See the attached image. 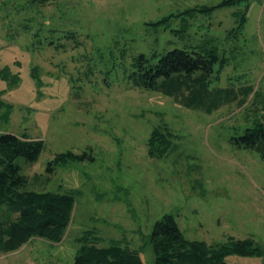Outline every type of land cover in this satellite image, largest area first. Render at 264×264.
I'll use <instances>...</instances> for the list:
<instances>
[{
  "label": "rangeland",
  "instance_id": "374dc122",
  "mask_svg": "<svg viewBox=\"0 0 264 264\" xmlns=\"http://www.w3.org/2000/svg\"><path fill=\"white\" fill-rule=\"evenodd\" d=\"M221 1L0 0V132L43 141L35 162L15 159L27 189L75 201L62 241L0 248V264H71L86 231L98 245H128L143 264H156L149 237L166 213L187 239L249 237L264 249V157L240 138L264 125V0ZM201 6L216 7L176 15ZM70 31L75 39L65 38ZM207 38L227 58L222 68L215 63L211 87H250L245 103L209 112L128 80L134 56L155 62ZM158 126L173 136L164 154L150 156ZM64 151L81 157L49 165ZM225 261L263 264L264 254Z\"/></svg>",
  "mask_w": 264,
  "mask_h": 264
},
{
  "label": "trees",
  "instance_id": "16d2710c",
  "mask_svg": "<svg viewBox=\"0 0 264 264\" xmlns=\"http://www.w3.org/2000/svg\"><path fill=\"white\" fill-rule=\"evenodd\" d=\"M238 1L240 0H222L218 6L231 5ZM37 2L46 4L50 0ZM216 6L186 9L176 15L205 12ZM166 19L168 17L151 24L158 25ZM235 32L236 29L233 27L228 33V38L229 34L235 36ZM194 35L202 37L200 32L196 34L195 31ZM65 38L75 39L76 36L70 31L66 32ZM209 40L202 39L192 45L191 49L173 48L155 62L149 61V58L140 53L132 58L127 78L133 87L170 96L189 108L210 112L223 103L235 100L245 103L251 92L250 87L242 88L239 92L233 87H211L210 76L215 63L221 60L219 67L222 68L227 58L223 55L224 52L208 46ZM172 136L166 126L154 127L147 141L148 154L150 156L164 154ZM240 138L245 141L244 147L258 150L264 157L262 123L246 129ZM238 145L241 146L240 142ZM42 148L43 141L40 139L0 132V248L5 252L19 249L33 237L54 243L60 242L71 222L75 202L73 195L27 189V178L20 173L15 162L18 156L35 162ZM80 157L81 155L72 151L60 152L52 158L49 165L64 164ZM3 212L9 217L13 213H17V216L10 220L8 217L3 218ZM77 240L79 246L71 264H143L138 251L128 245H121L115 241L107 245H98L101 239L88 231L83 232ZM149 240L156 264H226L225 259L231 254L241 256L264 254V249L249 237L243 239L230 237L226 242L210 244L187 239L179 229L174 216L169 213L156 220Z\"/></svg>",
  "mask_w": 264,
  "mask_h": 264
}]
</instances>
